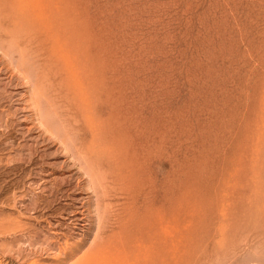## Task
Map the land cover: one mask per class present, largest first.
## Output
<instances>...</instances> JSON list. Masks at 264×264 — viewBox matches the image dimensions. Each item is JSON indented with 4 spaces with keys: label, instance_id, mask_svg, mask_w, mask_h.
<instances>
[{
    "label": "rangeland",
    "instance_id": "rangeland-1",
    "mask_svg": "<svg viewBox=\"0 0 264 264\" xmlns=\"http://www.w3.org/2000/svg\"><path fill=\"white\" fill-rule=\"evenodd\" d=\"M263 89L264 0H0V264H264Z\"/></svg>",
    "mask_w": 264,
    "mask_h": 264
},
{
    "label": "bare ground",
    "instance_id": "bare-ground-1",
    "mask_svg": "<svg viewBox=\"0 0 264 264\" xmlns=\"http://www.w3.org/2000/svg\"><path fill=\"white\" fill-rule=\"evenodd\" d=\"M13 1V0H12ZM51 9V8H50ZM14 10H15V8H14ZM29 10V9H28ZM20 11V10H19ZM22 11V10H21ZM37 22V21H36ZM21 25V24H20ZM9 34V33H8ZM252 57V56H251ZM248 80V79H247ZM264 90V89H263ZM262 95H264V94H262ZM264 98V97H263ZM262 98V99H263ZM252 101H253V99H251ZM254 101H255V99H254ZM263 101H264V99H263ZM260 103V102H259ZM247 106H248V103H247ZM250 107V106H249ZM245 108H246V105H245ZM247 109V108H246ZM245 109V110H246ZM213 111V110H212ZM244 111V110H243ZM248 111V110H247ZM246 111V112H247ZM252 111V110H251ZM245 112V111H244ZM255 113V112H254ZM254 113H252V114H254ZM237 114V113H236ZM240 114V113H239ZM235 115V114H234ZM236 116V115H235ZM243 116V115H242ZM41 117V116H40ZM219 117H222V116H219ZM240 117H241V115H240ZM237 118V117H236ZM235 118V119H236ZM242 119L244 118V116L243 117H241ZM234 119V118H233ZM237 120H239L238 118H237ZM44 121V120H43ZM222 121V120H221ZM225 121V120H224ZM232 121V120H231ZM236 121V120H235ZM234 120H233V122H234V124L235 123H238V122H235ZM223 122V121H222ZM222 122H220V123H222ZM240 122V121H239ZM245 122V121H244ZM217 123H219V122H217ZM216 123V124H217ZM232 123V122H231ZM239 124V123H238ZM226 125V124H225ZM233 126H235L234 128H236V125H233ZM239 127H240V125H238ZM223 127V126H222ZM238 128V127H237ZM243 128L241 127V130H242ZM222 130V129H221ZM226 131H227V129H225ZM235 131H236V129H234ZM223 132H225L224 130H222ZM234 131V132H235ZM220 132V131H219ZM232 132H233V129H232ZM239 132H241V131H239ZM222 133V132H221ZM229 134H230V131L228 132ZM237 133V131L235 132V133H231L230 135H234V134H236ZM220 134V133H219ZM238 134V133H237ZM234 136H236V135H234ZM233 136V137H234ZM238 136V135H237ZM232 137V138H233ZM238 137H240V136H238ZM237 137V138H238ZM230 138H231V136H230ZM231 138V139H232ZM243 141H242V144H241V150L242 151H244V153H246V152H248L251 148H253V147H256V146H258V145H260L261 146V144H263L264 143V116H260L259 114H256V118H255V121H254V124H250L249 122L246 124V128H245V131H244V134H243ZM241 140V139H240ZM237 142V141H236ZM235 142V143H236ZM228 143H229V141H228ZM239 143V142H238ZM230 144V143H229ZM234 144V143H233ZM235 148V147H234ZM260 148V147H259ZM264 148V147H263ZM263 148H261L262 150H263ZM90 151V150H89ZM257 153V152H256ZM257 154H259V153H257ZM258 156V155H257ZM84 157V156H83ZM258 158H259V156H258ZM243 160H246V159H248V156L247 155H243V158H242ZM262 159V158H261ZM264 159V158H263ZM86 160V159H85ZM87 163H88V160H87ZM93 171V170H92ZM104 171V170H103ZM96 172V171H95ZM120 172V171H119ZM84 173V172H83ZM258 173V172H257ZM98 174H99V172H98ZM120 175V174H119ZM256 175V174H255ZM252 176H254V175H252ZM92 177V176H91ZM98 177V176H97ZM105 177V176H104ZM93 179V178H92ZM98 179H100V177L98 178ZM124 179V178H123ZM259 179V178H258ZM94 180V179H93ZM99 181V180H98ZM103 181V180H102ZM257 181V180H256ZM259 182V181H258ZM261 182H263V181H261ZM262 184V183H261ZM101 186V185H100ZM102 187V186H101ZM100 187V188H101ZM264 188V187H263ZM95 190V189H94ZM258 193V192H257ZM254 194H255V191H254ZM103 196V195H102ZM105 196V195H104ZM103 196V197H104ZM107 196V195H106ZM254 196H256V194L254 195ZM253 196V197H254ZM197 198V197H196ZM238 198V199H237ZM237 198H235V199H232V201L230 202V203H228V205L227 204H225V203H222L221 204V210H220V215H221V217L223 218V220H227V218H228V215H229V211H231V206L234 204V203H236L237 204V202L239 201V199H240V196L239 197H237ZM256 198V197H255ZM263 199H264V196H263ZM100 200V199H99ZM189 200V199H188ZM194 200V199H193ZM198 200V199H197ZM226 201V200H225ZM256 201V200H255ZM263 201V200H262ZM98 202V201H97ZM100 202V201H99ZM257 202V201H256ZM102 203H103V201H102ZM108 203V202H107ZM194 203V205L193 206H195L196 205V203L195 202H193ZM198 203V202H197ZM259 203V202H258ZM98 204V203H97ZM105 204V203H104ZM200 204V203H199ZM108 205V204H107ZM187 205V204H186ZM202 205V204H201ZM96 207H98V206H96ZM107 207V206H106ZM196 207H198V205H196L195 206V209H196ZM212 207V206H211ZM237 207V206H236ZM256 207V206H255ZM199 208V207H198ZM202 208V207H201ZM200 208V209H201ZM191 209V208H190ZM200 209H199V211H200ZM206 209V208H205ZM210 209H213V208H210ZM253 209V208H252ZM98 210V209H97ZM106 211V210H105ZM187 211V210H186ZM197 211H198V209H197ZM202 211H204L203 209L201 210V212L200 213H202ZM205 211H207V209L205 210ZM259 211L264 215V205H262L261 207H259ZM212 212L214 213V211L212 210ZM218 212V211H217ZM246 212H248V210H246V209H243L242 210V212H241V214H243V215H245V213ZM106 213V212H105ZM103 215H105L104 213H102ZM101 214V215H102ZM159 214V213H158ZM197 214H199V213H197ZM212 214V213H211ZM211 214L210 215H208L209 217H211ZM259 214V213H258ZM201 215V214H200ZM207 214H205V216H206ZM110 216V215H109ZM192 216H194V215H192ZM191 216V217H192ZM213 216V215H212ZM105 217V216H104ZM203 217H204V214H203ZM96 219V218H95ZM115 219V218H114ZM198 219H199V224H200V219L201 218H199L198 217ZM204 220H205V218H203ZM203 219H201V220H203ZM186 220V219H185ZM100 221V220H99ZM102 221V220H101ZM191 223V222H190ZM204 223H207V221H205ZM226 223L227 224H229L230 222L229 221H226ZM239 223V222H238ZM104 224V223H103ZM189 224V223H188ZM196 224V223H195ZM202 224V223H201ZM216 224V223H215ZM198 225V224H197ZM226 225V224H225ZM236 225V224H235ZM239 225H240V223H239ZM262 225V224H261ZM145 226V225H144ZM196 226V225H195ZM206 226V225H205ZM209 226V225H208ZM207 226V227H208ZM227 226V225H226ZM121 227V226H120ZM207 227H206V229H207ZM262 227H264L263 225H262ZM189 228V227H188ZM203 228V227H202ZM224 228V229H223ZM222 228V231H224L225 229H226V227H223ZM235 228V227H234ZM99 230V229H98ZM147 230V229H146ZM145 230V231H146ZM151 230V229H150ZM162 230V229H161ZM143 230H141V232H142ZM164 230H162V232H163ZM200 231V230H199ZM260 231V230H259ZM157 232V231H156ZM219 232V231H218ZM163 234V233H162ZM200 234V233H199ZM222 234V233H221ZM145 235V234H144ZM202 235V234H201ZM200 235V236H201ZM225 235V234H224ZM145 236H147V234L145 235ZM199 236V235H198ZM152 237H154L153 235H152ZM222 237H223V235H222ZM224 238V237H223ZM226 238V237H225ZM224 238V239H225ZM199 239H200V237H199ZM162 240V239H161ZM205 240V239H204ZM160 241V240H159ZM223 241H225V240H223ZM258 242V241H257ZM153 243V242H152ZM203 243V242H202ZM225 243V242H224ZM139 245H141V244H139ZM148 249L149 248H152V247H154V245H152V244H150V245H147L146 246ZM156 248H163L164 246L162 245H156L155 246ZM139 248H141V247H139ZM146 248V249H147ZM167 248V247H166ZM173 248V247H172ZM138 249V248H137ZM155 250V249H154ZM145 251H147V252H149L148 250H145ZM159 251V250H158ZM142 254H144V252L142 253ZM256 254V253H255ZM5 255V254H4ZM225 255V254H224ZM260 255V254H259ZM139 257V256H138ZM137 257V259H139ZM145 257H150V255L147 253V254H145L144 255V257H143V259L145 258ZM203 257V256H202ZM217 258H218V256H217ZM243 258V257H242ZM247 258V257H246ZM254 258H255V256H254ZM235 259V258H234ZM244 259V258H243ZM249 259V258H248ZM253 259V258H252ZM259 259V258H258ZM25 260V259H24ZM233 260V259H232ZM241 260V259H240ZM256 260H257V258H256ZM111 261V260H110ZM222 261V260H221ZM227 261V260H226ZM243 261V260H242ZM246 261H248V260H246ZM250 261H251V259H250ZM244 262H245V260H244ZM218 263V262H217ZM226 263V262H225ZM229 262H227L226 264H228ZM238 263H240L239 261H238ZM79 264V263H78ZM106 264V263H105ZM110 264V263H109ZM119 264V263H118ZM127 264V263H126Z\"/></svg>",
    "mask_w": 264,
    "mask_h": 264
}]
</instances>
